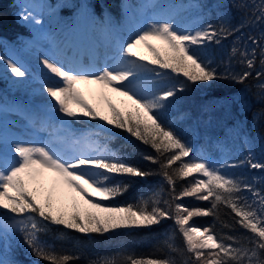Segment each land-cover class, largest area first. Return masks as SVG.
<instances>
[{"label": "snow or ice", "instance_id": "6c2138e0", "mask_svg": "<svg viewBox=\"0 0 264 264\" xmlns=\"http://www.w3.org/2000/svg\"><path fill=\"white\" fill-rule=\"evenodd\" d=\"M240 7L248 8L251 16L236 28L225 23L218 27L186 25L177 21L176 14H158L131 30L127 38L115 37L112 18L104 15L97 18L101 37L97 48L111 46L114 55L102 66L41 57L40 64L46 73L45 79L39 81V91L46 94V115L39 118L38 124L40 131L50 129L49 138L9 140L0 136V246L8 247L19 235L20 242L34 257L47 264H70L79 256L58 252L40 240L39 234L50 225L86 235H102L119 229L147 228L171 219L174 231L182 237L183 248L177 249L170 242L173 237L163 244L171 252L188 254L184 264H264V195L228 172L229 168L244 164L264 170V163L253 162L250 156L239 165L193 157V149L162 122L163 113L187 87L222 78L243 83L251 75L244 71L221 77L203 52L208 43L219 44L245 24L264 22V0ZM18 18L33 26L41 24L29 5L23 6ZM249 39L260 47V64L264 68V46L256 38ZM151 41H159L162 47ZM141 47L149 55L141 54L138 51ZM238 51L240 62L252 69L255 49L249 54L247 48L240 50L234 43L232 55ZM0 62L14 77H27V70L17 62L2 56ZM79 85H99L101 94L110 90L130 105L121 112L108 101L110 116L101 115L84 99ZM261 89L264 90V85ZM83 118L103 123H98L95 131L77 133L70 126L73 122L86 123ZM31 123L36 127L37 119ZM105 124L127 131L155 151V156L144 159L159 164L160 174L171 189L170 199L161 203L159 195L153 193L148 198L139 197L134 203H105L127 192L137 178L152 175L94 139L108 131ZM177 180H187L179 192ZM45 182L50 186L45 187ZM65 186L79 195L82 204L73 197L68 210L63 202ZM244 192L251 193V197L243 195ZM185 197L207 201L211 206L189 207L178 202ZM221 205L231 210L236 225L252 234L244 237L247 243H241L235 236L217 235L211 227L200 228L190 223L194 217L216 216ZM0 264L15 262L0 260ZM89 264H175V261L170 256L127 255L120 262L102 257L90 260Z\"/></svg>", "mask_w": 264, "mask_h": 264}, {"label": "trees", "instance_id": "16d2710c", "mask_svg": "<svg viewBox=\"0 0 264 264\" xmlns=\"http://www.w3.org/2000/svg\"><path fill=\"white\" fill-rule=\"evenodd\" d=\"M89 7L104 15L121 18L123 4L126 0H86ZM134 5L135 0H130ZM173 7L180 13L191 9L190 4H196L194 12L186 14L183 23L212 24L218 27L225 23L230 28H236L243 23L251 11L241 8V4L252 6L259 4L260 0H171ZM17 8L16 0H0V56L7 47L18 44L19 40L27 34V28L15 18ZM186 9V10H185ZM69 11L63 9V13ZM120 16V17H119ZM102 18V17H99ZM254 19V18H253ZM99 23L96 22V29ZM264 22L245 24L239 32H235L219 44L208 43L203 49L206 61L211 67L224 77L228 74H242L244 71L251 75L243 83L231 79H217L211 82H199L187 87L178 93L175 102L168 108L162 117V122L175 132L192 149L193 157L202 158L205 154L221 151L233 164H240L246 160L248 151L253 162L264 163V75L257 76V72H264L260 64V47L253 44L249 37L256 38L260 46H264ZM235 46L243 50L247 48L249 54L255 49V64L252 69L241 63L239 51L232 55ZM251 58V56H249ZM179 79H184L183 77ZM171 83H175L172 80ZM86 123L73 122L80 131H95V123L83 118ZM122 137L101 133L96 138L102 145L116 152L128 163L135 165L149 175L143 179L137 178L127 192L111 201L109 205H124L134 203L143 196L148 198L157 193L163 200L170 199L171 189L160 174L159 164L145 160V156H155V151L148 145L136 140L127 131ZM187 159V158H185ZM235 176L242 178L253 188L260 190L264 195V170L253 169L246 164L234 168ZM255 178V179H254ZM189 180L191 177L188 178ZM187 183V180H177L176 191ZM186 206L210 207L207 201H198L193 197H185L178 201ZM200 228L211 227L217 235H230L237 237L241 243L252 234L234 223V214L221 205L216 216L194 217L190 222ZM228 225V227H225ZM171 219H164L159 224L147 228L119 229L105 234H82L63 226L50 225L49 229L39 234L40 240L54 247L58 252H68L79 256L70 264H89L90 260L107 257L122 261L127 255L148 256L156 258L171 257L175 264H184L188 254L171 252L163 242L169 237L177 249L183 248V240L178 232L174 231ZM4 257L15 264H47V262L34 257L20 238L4 247Z\"/></svg>", "mask_w": 264, "mask_h": 264}, {"label": "rangeland", "instance_id": "374dc122", "mask_svg": "<svg viewBox=\"0 0 264 264\" xmlns=\"http://www.w3.org/2000/svg\"><path fill=\"white\" fill-rule=\"evenodd\" d=\"M53 1L56 0H16L17 9L15 11V17L27 27V33L29 35L28 37L22 38L18 44L8 47L2 54V57L5 60L11 59L19 65H22L27 70L28 75L26 78H16L6 68V65L0 62V136L9 140L23 139L42 141L49 138L50 129L48 131H40L38 124L39 118L46 115V94L42 95L39 91L41 87L39 81L45 79L46 70L40 64V58L47 56L65 63L72 61V55L68 56L66 60L64 59L65 56L60 52V44L54 43L55 38L71 35V42L75 41L74 43H76L77 31L81 30L84 40L82 42L80 41V43H82L85 50H83L84 59L80 58L79 63L86 61L85 65L94 63L98 67L102 66L108 57L114 55V48L111 46L105 47L107 49H103V52L101 51L102 49L97 48L101 37L98 31L99 28L96 29L94 26L98 20L97 18H103V12L100 14L99 12L92 14L91 8L89 7L90 3L86 0ZM24 5L30 6V10L41 21L40 25L33 26L32 24H26L18 18V13L22 11ZM63 9L69 12L64 14ZM194 10V8H191L184 13H180L173 7L171 0H135L133 7L130 5V0H126L123 4L121 18L118 19L116 16L111 17L112 24L115 28V37L123 36L127 38L131 30H134L143 21L158 14H176L177 21L184 24L183 21L186 14L192 13ZM151 43L157 47H162L159 41H151ZM138 51L141 54L149 55L147 50L142 47ZM77 58V56H74L73 61L78 62ZM47 75L49 77L51 76V74ZM78 87L84 99L96 108L101 115L110 116L107 107L108 101L114 104L121 112L125 111L130 105V102L126 101L124 97L118 96L110 90L105 89L103 90V94H101L99 85H79ZM33 119H37L36 127H33L31 123ZM98 123L103 122L98 121L96 124ZM104 126L114 127L107 124ZM70 127L76 132L75 128L77 127L73 123ZM77 133H84V131H77ZM247 153V158L249 156L251 158L249 151ZM202 158L213 162L218 161L233 164L228 157H224L221 151L213 154H205ZM228 172L234 175L236 173L234 168H229ZM49 186L45 182V187ZM62 192L64 195L63 202L68 206V210H71L70 206L73 202V197L76 202L82 204L79 195L67 189L66 186ZM243 195L251 197V193L248 192H244ZM18 238L19 235L10 243ZM3 251H5L4 247L0 246V260H8L4 258Z\"/></svg>", "mask_w": 264, "mask_h": 264}, {"label": "bare ground", "instance_id": "6f19581e", "mask_svg": "<svg viewBox=\"0 0 264 264\" xmlns=\"http://www.w3.org/2000/svg\"><path fill=\"white\" fill-rule=\"evenodd\" d=\"M97 23H99V21H97ZM78 35H76L77 39H76V43L71 42V35L68 36H60L58 38H55L54 43L55 44H60V52H62V54L65 56L64 59L66 60V58L70 55H72V61L74 60V56H77V60L79 63L80 58L84 59V53L83 50L84 47L82 46V43H80V41L82 42L84 40V37L82 36V31L78 30ZM82 36V38H80ZM77 44V45H76ZM90 49V47H89ZM102 49L101 51L103 52V49H107L105 47L100 48ZM75 62V61H74ZM83 64L86 63V61L81 62ZM88 64V63H87Z\"/></svg>", "mask_w": 264, "mask_h": 264}]
</instances>
